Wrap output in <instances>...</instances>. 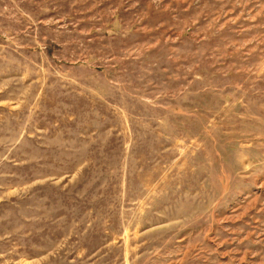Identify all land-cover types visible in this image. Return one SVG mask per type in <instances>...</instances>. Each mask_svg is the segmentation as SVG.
<instances>
[{"label":"rangeland","instance_id":"rangeland-1","mask_svg":"<svg viewBox=\"0 0 264 264\" xmlns=\"http://www.w3.org/2000/svg\"><path fill=\"white\" fill-rule=\"evenodd\" d=\"M0 264H264V0H0Z\"/></svg>","mask_w":264,"mask_h":264}]
</instances>
